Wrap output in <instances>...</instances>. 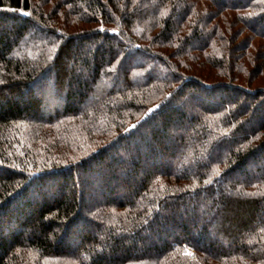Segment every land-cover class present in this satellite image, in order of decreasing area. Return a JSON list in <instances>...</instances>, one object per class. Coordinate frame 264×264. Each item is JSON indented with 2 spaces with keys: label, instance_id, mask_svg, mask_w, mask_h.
Returning <instances> with one entry per match:
<instances>
[{
  "label": "trees",
  "instance_id": "trees-1",
  "mask_svg": "<svg viewBox=\"0 0 264 264\" xmlns=\"http://www.w3.org/2000/svg\"><path fill=\"white\" fill-rule=\"evenodd\" d=\"M0 264H264V0H0Z\"/></svg>",
  "mask_w": 264,
  "mask_h": 264
},
{
  "label": "rangeland",
  "instance_id": "rangeland-1",
  "mask_svg": "<svg viewBox=\"0 0 264 264\" xmlns=\"http://www.w3.org/2000/svg\"><path fill=\"white\" fill-rule=\"evenodd\" d=\"M56 98L57 97H55L54 99H52V101H51L52 104H56V102H57V99Z\"/></svg>",
  "mask_w": 264,
  "mask_h": 264
},
{
  "label": "snow or ice",
  "instance_id": "snow-or-ice-1",
  "mask_svg": "<svg viewBox=\"0 0 264 264\" xmlns=\"http://www.w3.org/2000/svg\"><path fill=\"white\" fill-rule=\"evenodd\" d=\"M101 30H103V29H101Z\"/></svg>",
  "mask_w": 264,
  "mask_h": 264
}]
</instances>
